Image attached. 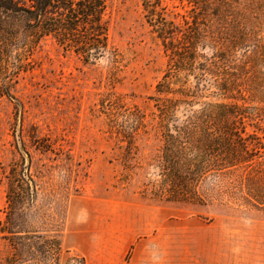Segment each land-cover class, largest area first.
Masks as SVG:
<instances>
[{"label": "rangeland", "instance_id": "obj_1", "mask_svg": "<svg viewBox=\"0 0 264 264\" xmlns=\"http://www.w3.org/2000/svg\"><path fill=\"white\" fill-rule=\"evenodd\" d=\"M164 5L177 22L191 19L196 6L193 0H164ZM107 18L119 63L107 57L86 63L49 37L35 52L34 67L16 85L19 106L0 99V222L8 184L19 182L26 163L36 190L27 212L31 229L58 236L69 250L65 255L90 254L108 264L119 256L124 258L120 264H167L174 236L175 264H182L184 236L194 242L201 235L202 248L192 244L190 250L206 252L210 261L219 246L224 261L238 260L244 250L257 256L247 260H264V204L250 206L254 200L245 189L229 187L222 193L210 177L200 187L207 206L152 197L150 182L160 177L154 164L162 141L150 97L167 56L145 19L142 0H113ZM260 69L264 76V61ZM245 96L246 101L237 102L258 107L252 110L255 118L246 121V132L264 143V102ZM113 100L145 116L129 152L127 143L110 132L104 105ZM8 253L0 233V264Z\"/></svg>", "mask_w": 264, "mask_h": 264}, {"label": "trees", "instance_id": "obj_2", "mask_svg": "<svg viewBox=\"0 0 264 264\" xmlns=\"http://www.w3.org/2000/svg\"><path fill=\"white\" fill-rule=\"evenodd\" d=\"M112 1L0 0V99L19 106L16 85L34 67L33 56L49 37L86 63L105 57L119 63L109 37ZM193 2L192 18L177 22L168 17L164 0H142L145 19L168 60L150 97L162 141L154 164L160 177L150 182L152 197L204 207L210 202L200 187L214 177L222 193L229 187L245 189L254 200L249 205L260 207L264 143L246 132V121L255 118L252 110L258 107L237 99L246 101L248 93L251 101L264 102V0ZM216 96L223 100H211ZM104 108L110 132L127 143L129 152L145 116L118 100ZM35 193L25 163L19 182L8 184L0 233L9 253L1 264H90L82 256L65 255L69 250L58 236L31 229L27 212Z\"/></svg>", "mask_w": 264, "mask_h": 264}, {"label": "crops", "instance_id": "obj_3", "mask_svg": "<svg viewBox=\"0 0 264 264\" xmlns=\"http://www.w3.org/2000/svg\"><path fill=\"white\" fill-rule=\"evenodd\" d=\"M184 232H186V230H184ZM189 239H186L187 237L184 236L183 239V254H182V264H264V260H251L247 258L248 257H257L255 254H253V252L251 251H247L244 250V252H238L237 253V258L238 260L235 261H228V260H223V255L221 253V246H219V252H216L214 255V260L210 261L207 259V253L206 252H201L196 251L193 252L190 250L191 245H193L194 248H202V240H201V235L200 238L199 236H196V238L194 239V242L191 241L190 239V235L188 236ZM174 236H172V239H170L169 243H168V260H167V264H175V254H174ZM216 244H215V249H216ZM264 255V253H263ZM84 257L87 262H89L90 264H108L107 261L105 260H97V262L94 261V256L90 255V254H86ZM124 260L121 259V256L115 258V260L113 261V263L115 264H120L122 263ZM126 261V260H125ZM128 264H133L131 262H128Z\"/></svg>", "mask_w": 264, "mask_h": 264}]
</instances>
